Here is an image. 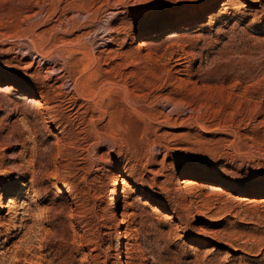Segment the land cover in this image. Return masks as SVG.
Instances as JSON below:
<instances>
[{"label": "rangeland", "instance_id": "374dc122", "mask_svg": "<svg viewBox=\"0 0 264 264\" xmlns=\"http://www.w3.org/2000/svg\"><path fill=\"white\" fill-rule=\"evenodd\" d=\"M0 264H264V0H0Z\"/></svg>", "mask_w": 264, "mask_h": 264}, {"label": "bare ground", "instance_id": "6f19581e", "mask_svg": "<svg viewBox=\"0 0 264 264\" xmlns=\"http://www.w3.org/2000/svg\"><path fill=\"white\" fill-rule=\"evenodd\" d=\"M165 33V32H164ZM10 85V84H9ZM11 88H14L13 86H10ZM36 105L38 106V107H41V109L43 108V106H44V104L40 101V100H37L36 101ZM119 184V183H118ZM73 194V196H74V193H72ZM116 194V193H115ZM120 196V195H119ZM118 203V202H117ZM170 218V217H169ZM121 220V219H120ZM122 223V222H121Z\"/></svg>", "mask_w": 264, "mask_h": 264}]
</instances>
